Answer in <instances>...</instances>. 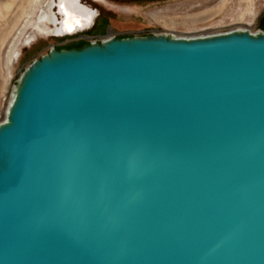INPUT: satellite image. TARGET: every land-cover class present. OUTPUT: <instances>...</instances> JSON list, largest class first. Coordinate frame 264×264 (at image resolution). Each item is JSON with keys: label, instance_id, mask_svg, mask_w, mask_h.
Here are the masks:
<instances>
[{"label": "water", "instance_id": "95a60500", "mask_svg": "<svg viewBox=\"0 0 264 264\" xmlns=\"http://www.w3.org/2000/svg\"><path fill=\"white\" fill-rule=\"evenodd\" d=\"M0 264H264V32L34 61L0 123Z\"/></svg>", "mask_w": 264, "mask_h": 264}, {"label": "rangeland", "instance_id": "374dc122", "mask_svg": "<svg viewBox=\"0 0 264 264\" xmlns=\"http://www.w3.org/2000/svg\"><path fill=\"white\" fill-rule=\"evenodd\" d=\"M47 0H0V123L22 73L52 48L79 49L93 42L77 36L45 39L37 21ZM111 18L149 24L152 16L177 37H196L245 30L264 32V0H104L81 4ZM136 24V23H135ZM36 36L28 45L22 41ZM22 41V42H21Z\"/></svg>", "mask_w": 264, "mask_h": 264}, {"label": "flooded vegetation", "instance_id": "af4514ba", "mask_svg": "<svg viewBox=\"0 0 264 264\" xmlns=\"http://www.w3.org/2000/svg\"><path fill=\"white\" fill-rule=\"evenodd\" d=\"M90 1L95 4L104 3V0ZM149 1L155 2V0ZM157 1L164 2L166 0ZM59 4L60 0H47L45 7L42 8L43 10L37 18L36 32L44 35L45 39L77 36L82 41L92 39L93 42L100 43L109 38L124 39L158 34L173 35L175 33L171 29L162 27L161 23L155 20V16H152V22L149 24L115 19L98 12L96 9L93 10V8L86 5L87 3L85 5L81 4V0H67L69 6L78 5L81 10L77 13L71 12L70 19L66 20L59 12ZM73 29L75 30L73 35L64 36L66 33H71ZM25 37H23L22 41L27 45L36 39L33 34H30L27 39Z\"/></svg>", "mask_w": 264, "mask_h": 264}, {"label": "bare ground", "instance_id": "6f19581e", "mask_svg": "<svg viewBox=\"0 0 264 264\" xmlns=\"http://www.w3.org/2000/svg\"><path fill=\"white\" fill-rule=\"evenodd\" d=\"M58 9H59L60 14H62V15L64 14V17L67 20V19H70L71 12L77 13L78 11L81 10V7L78 5H75L72 7V6H69L67 4V0H60V4L58 5ZM43 17H45V16H43Z\"/></svg>", "mask_w": 264, "mask_h": 264}]
</instances>
